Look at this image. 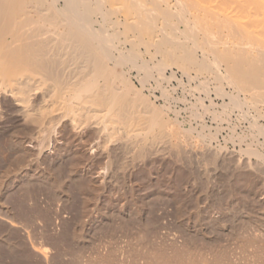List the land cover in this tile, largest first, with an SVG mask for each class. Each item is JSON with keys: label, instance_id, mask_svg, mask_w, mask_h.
Listing matches in <instances>:
<instances>
[{"label": "bare ground", "instance_id": "obj_1", "mask_svg": "<svg viewBox=\"0 0 264 264\" xmlns=\"http://www.w3.org/2000/svg\"><path fill=\"white\" fill-rule=\"evenodd\" d=\"M140 50H144L150 57L149 61L142 57L145 54L138 56ZM127 68L137 70V77L144 72V78L140 77L137 81L141 83V88L133 84ZM154 73L157 74L154 81L161 90L163 81L170 83L173 79H178L179 73L186 77L187 84L203 78V83L199 82L200 87L195 88L199 91L203 85L206 93L203 90L199 92L206 96L211 94L209 86L212 84L215 98L220 99L221 103L215 102L212 97L211 101L197 97L196 103L192 105L193 110L202 106L204 114L212 117L211 124L205 122L204 114L200 112L192 111L189 120L182 119L181 110H172L166 104L158 105L150 96L145 95V82ZM179 81L180 77L178 83L181 85L182 80ZM169 91H163L164 98V92ZM205 101H210V104L206 106ZM186 109L184 111H188ZM230 110L242 112L240 122L243 121L245 127H242L241 132V123L230 121V115H227ZM6 111H11L16 116L28 135L21 136V129V134L14 131L15 134L11 136L10 147L14 161L18 164L15 166L17 172L12 180H8L9 171L7 175L4 173L1 176L2 195L13 185L45 181L55 192L66 197L61 200L67 199L70 202L69 192L72 190L69 191L68 186L76 176L85 179L88 182L86 185H93L94 188L98 185L104 191L110 188L107 191L111 192L113 186L123 181L125 185L122 188L127 187L129 192H136L133 190L136 187H133L135 181H132V174L139 166L153 159L170 162L173 166H181L191 172L192 175L188 179L186 177L187 181L183 182L181 179L182 187L175 190L176 193L169 190L171 185L166 186L168 180L162 186V175L158 176L162 185L151 195H156L168 205L163 215L173 212L172 219H175V223L172 224H175L176 230H180H174L177 234L174 231L169 233L170 229L169 232L167 229L161 234L158 232L159 237H155V240L152 239L154 236L149 238V230H146L147 235L144 234L148 238H143L155 240L156 243L151 240L144 243L143 240L142 244L145 245L138 243L139 248L136 245L133 248L134 244L131 248L129 244L130 248L120 246V250L115 249L118 246L116 244L114 249L110 245H106L108 248L105 246V249H100L99 246L96 261L91 260L89 263L264 264V245L257 242L264 241V213L259 211V219H253V238L258 240H252L247 249L228 251L225 257L220 252L221 249L218 251L216 248L215 243L220 237L215 235L216 231L226 232L230 227L238 225L235 222L242 221L243 215L234 204L237 202L235 193L240 189L234 193L228 188L230 191L223 202L220 194H216V197L215 194L213 197L211 195L213 178L219 170L236 173L248 171L264 178V0H0V112L4 114ZM233 115L235 116L234 113ZM224 116L230 119H225ZM240 116L237 117L240 119ZM35 140L39 141L35 142L38 145L34 143ZM69 140L76 142V146L70 145ZM32 148H37V154L41 158L45 156L42 160L37 155L39 159L35 165H31ZM68 154L74 156V162H81L79 159L82 157L101 164L100 167L97 166V174L93 175L89 168H79L78 165L79 169L72 168V165H76L70 159L69 171L64 175V171L58 169L60 165L58 164V168L55 165L62 163ZM209 166L213 167L212 171ZM126 170L130 174L121 177L122 171ZM201 181H205L202 182L205 186L204 193L198 190ZM83 184L80 183L77 188L83 199L82 208L78 207L82 209L80 217L86 219L85 216L90 214V195L86 193L88 188ZM98 186L97 189L100 188ZM134 192L129 193L133 198L130 204L125 201L117 206L104 204L101 209H90L92 216L89 215V224L83 223L86 220L75 223L76 228L74 232L71 231L72 244L82 245L85 250V246L91 242L93 229L99 228L102 222L112 221L117 217L128 223L131 220L146 222L148 209L140 205ZM202 193L209 200L207 212H203L204 207L200 206ZM148 195L145 198H149ZM254 197L257 204L262 203L264 206L261 193L256 192ZM191 201H194L193 205L190 204ZM2 204L1 207L4 206ZM89 216L87 215V219ZM53 222L55 226V221ZM108 223L111 225V222ZM146 224L147 229L150 228L151 224ZM46 230L47 228L44 229ZM44 231L43 235L46 234ZM47 232H50L46 234L50 238L51 231ZM250 236H253L252 233ZM199 240L209 244L208 250L202 251V247L200 250L194 249L193 245L196 242L198 244ZM45 241H29L37 262L54 260V249ZM9 242L12 247L7 243L6 246L17 250L20 248L17 242Z\"/></svg>", "mask_w": 264, "mask_h": 264}, {"label": "rangeland", "instance_id": "obj_2", "mask_svg": "<svg viewBox=\"0 0 264 264\" xmlns=\"http://www.w3.org/2000/svg\"><path fill=\"white\" fill-rule=\"evenodd\" d=\"M144 50H140L139 51V55L138 56H142L143 54H145L144 52H143ZM143 58H145L144 60H146V61H149L150 60V57L149 56H147L146 54L144 55V56H142ZM128 70V71H127ZM126 71L127 72H129L130 73V76H131V80H132V82H133V84H136V86L137 87H139V88H141V83L140 82H137V81H139V78L141 77V78H144V72H142V74H141V76L140 77H137L138 76V74H137V70H135V69H130V68H127L126 69ZM179 76H178V79H176V80H172L170 83H168V81H163V84L159 81V83L160 84H162L161 85V87H163L162 88V90L164 91V90H166V91H169V92H164L165 93V95H166V97L164 98L163 97V91L161 90V88H158V83L156 82V81H154V80H156V78H157V74H155L154 73V75H153V77H151V79H149L148 81H146L145 82V86H144V88H143V92H144V94L145 95H148V96H150V98H151V100L152 101H155L158 105H164V104H166V106L167 107H169L170 109H172V110H177V111H180L181 112V118L183 119H186V120H189V118L191 117L190 115H192V111H193V113H196V112H200V113H202V114H204V109H203V107L202 106H197V107H195L194 108V110L192 109L193 107H192V105L194 104V103H196L195 101H197V97H199V98H206V99H203V100H210L211 101V97L215 100V102H217V103H221V100L220 99H216L217 97L215 96V93H214V86H212V84L209 86L210 87V90L211 91H213V92H209V93H211L210 95H208V96H206V95H204L203 93H206V91L204 92V90L205 89H203L202 87H203V85H202V87H201V89L199 88V91H202L203 90V93H201V92H199L196 88H198V86H199V82L200 83H203V82H201V81H204V79L203 78H200V80H197V81H194V83H190L191 84V88H190V84H187L188 83V81H187V79H186V77H184L183 75H182V73H179L178 74ZM193 75L195 76V73H193ZM136 77V78H135ZM179 77H180V83H181V85L178 83V80H179ZM181 77H182V79H181ZM138 78V79H137ZM154 78V79H153ZM196 82V83H195ZM139 83V84H138ZM173 83V84H172ZM178 83V84H177ZM167 84H169L168 86H167ZM183 84V85H182ZM185 84V85H184ZM147 85V86H146ZM157 86V87H156ZM166 87V88H165ZM196 87V88H195ZM200 87V86H199ZM174 88V89H173ZM177 88V89H176ZM158 89V90H157ZM174 91H173V90ZM186 89V90H185ZM195 91V92H194ZM192 93V94H191ZM200 94H201V96H200ZM194 95H196V96H194ZM154 96V97H153ZM186 96V97H185ZM206 96V97H205ZM174 97V98H173ZM216 97V98H215ZM184 98H186V100L184 99ZM196 98V99H195ZM198 98V99H199ZM175 99V100H174ZM181 101H180V100ZM182 99H184L183 101H184V103H183V101H182ZM195 99V100H194ZM202 99H200V100H202ZM187 101H189L188 102V104L186 105V102ZM210 101H205L204 102V104L206 105V106H208L209 104H210ZM190 104H191V106H190ZM208 104V105H207ZM170 105V106H169ZM185 105V106H184ZM188 106V107H187ZM173 107V108H172ZM174 107H175V109H174ZM186 107L188 108V109H186ZM177 108V109H176ZM186 110H188V111H184L185 109ZM196 109V110H195ZM171 110V115L173 116V111ZM231 111V110H230ZM240 110H234L233 112L231 111V112H229V114H227L229 117H226V116H224L223 118H225V119H230V121H232L233 123H237L238 122V124L239 123H241V125H240V129H239V132H241V130H242V127L244 126L245 127V124L243 123V121L242 122H240L241 120H242V112L240 113L239 112ZM239 112V113H238ZM232 113V114H231ZM233 113L235 114V116L233 115ZM206 114V113H205ZM204 114V115H205ZM238 114V115H237ZM240 114H241V116H240ZM185 115V116H184ZM203 115V119L205 120V122L208 124V125H210L211 124V122H212V120H211V116H210V114H206L205 116ZM232 115V116H231ZM183 116V117H182ZM240 116V119L238 118V117ZM16 116H14L13 115V113L11 112V111H6V112H4V114L2 113L1 114V112H0V178H1V176L4 174V173H6V175L8 174V171H9V174L7 175V176H9V179L8 180H12V177H14V175H15V173L17 172V169H16V167H17V165L18 164H16L15 162H16V160L14 161V154H13V151L11 150V147H10V144H11V136L12 135H14L15 133H18V134H21V131L19 132V130H21L22 129V134H21V136H27L28 135V133L26 132V131H24L23 130V128L21 127L22 125H20L21 124V122L19 121V120H16L17 118H15ZM237 117V118H236ZM238 119V120H237ZM237 120V121H236ZM195 122V121H194ZM226 125L227 124H225V127H226ZM189 125L187 124V126L186 127H188ZM15 131V133H13ZM24 134V135H23ZM40 139V138H39ZM39 139H37V140H39ZM37 140H35L34 141V143L35 142H37ZM40 141V140H39ZM38 141V142H39ZM71 141H72V143H71ZM37 142V143H38ZM37 143H35V144H37ZM70 145L72 144H75V146H76V142L74 143V141L73 140H69V142H68ZM38 145V144H37ZM29 147L31 148V145H29ZM33 147V146H32ZM261 148V150H262V146H260ZM33 149V148H32ZM264 150V149H263ZM38 153V150H37V148H35V149H33V155H31V161L33 162V164H31V165H35V164H38L37 162H38V159H39V155L37 154ZM37 155L39 156V157H37ZM68 155H69V157H68ZM67 155V160H69L68 162H67V160L65 159L64 161H62V163H57V165H55V166H57V168H58V166H59V170H61V171H64L63 173H64V175H67V173H68V166H70V164H71V161H70V159L71 160H73V164L74 165H76V166H73L72 165V168H74V169H79L80 167H84V168H86V169H88L90 172H92L93 173V175H95L94 173H96L97 171H98V167L97 166H99V165H101V164H97L96 162H94V161H91V160H89V159H87L86 160V158H80L79 160H81V162L79 161V163H78V161L77 162H74V156L73 157H71L70 156V154H68ZM71 157V158H70ZM30 158H29V160H30ZM42 158H45V156L44 157H42ZM41 157H40V159H42ZM35 159H36V161H35ZM83 159V160H82ZM160 159V158H159ZM34 160V161H33ZM43 160V159H42ZM154 160V159H153ZM151 161V160H149L148 161V163H145V165H142V166H139L140 168L138 169L139 170V172H135V173H133L132 174V181L135 183H133V185H135V186H133L134 188L136 187V189H133V190H135L136 192H134L135 194V197H136V199L139 201V203H140V205L141 206H143V207H146L148 210H147V217L145 218L150 224H151V226H153V227H151L150 226V228H148L147 229V227L144 225V224H146V222H144V221H139V220H137V221H135V220H131L129 223L128 222H126V220H124V219H122V218H120V217H117L116 219L114 218L112 221H105V222H107L106 224H104L103 225V223H105V222H102V226L101 225H99V228L98 227H96V228H94L93 229V231L91 232V242H90V244H88L87 246H85V250L86 249H88L87 251H88V253H87V251H85L84 250V246H82L81 245V247L80 246H75V245H73L72 244V238L71 237H73L72 236V233L74 232V229L76 228V226H75V223L77 222V224L79 223V222H83L84 220H86L85 222H83V223H87V224H89L91 221H90V217L92 216V214H91V210L93 211L94 209H96V208H99V209H101L102 208V206L105 204V205H114V206H117V205H120L121 203L123 204L125 201H126V203H128V204H130L129 202H131L132 200H133V198H132V191L131 192H129L130 191V189L128 188V190L126 189L127 187H124V188H122L123 187V185H125L124 183H123V181L121 182H119V184H117V185H115V186H113V188L111 189L112 191L111 192H108V191H110V188H109V190L107 191V190H103V188H101L100 186H98V187H100L101 189H102V191H101V189L100 188H98L97 189V186H95V188H94V186L92 187L90 184L89 185H86V183L88 184V182L85 180V179H83L82 177H73L74 179H72L71 181L72 182H70V187L68 186V189H69V191L70 190H72V191H68L69 192V194H70V196H71V201L69 202L67 199H65V200H61V199H64V198H66L65 196L63 197V195L61 196L60 195V193H57V191L55 192L54 190H53V187H51V185H49V183H47V182H45V181H35V183L34 182H30V183H22V184H20V185H13L14 187H11L10 189H9V191L7 192V193H5L4 195H2V194H0V203L2 204V205H4V206H2L1 207V204H0V264H92V263H89L91 260H92V262H93V260L94 261H96L95 259L97 258V256H98V252H100V249H105L106 247L108 248V246L110 245L111 246V248L113 247V249H114V247H116V245H118L117 247H118V249H117V247L115 248L116 250H120L121 248H120V246H122V248H125V247H129L130 248V245H131V248H132V245L134 244V247L133 248H135L136 246L139 248V244L142 246L144 243H147L146 241H148V242H150V240H145V238H146V235H147V233H145V232H147L146 230H149L148 231V234H150V235H148L149 236V238L150 237H152V236H154V237H152V239H155V237H159V235H158V232H159V234H161L164 230H166L167 231V229H168V231L167 232H169V229H170V232L169 233H172V231H174V230H176L175 228H176V226H175V224H172V222L173 223H175L173 220H175V219H172V217H174V214H173V212L171 211L170 212V214H162V213H164L165 212V210H166V208L168 207V205L163 201V200H160L156 195H154V196H151V195H153L152 194V192L154 193V191L155 190H157L158 188H159V186H161L162 184V186H165L164 185V183H166V180H168V182H167V185L166 186H168L169 187V185H171L170 187H169V190L170 191H173V192H175V190H178L179 188L181 189V187H182V185H181V183L182 182H180L181 181V179H182V181L184 182V180L185 181H187V179H188V177H190L192 174H191V172L188 170V169H186L185 168V170L183 169V167H181V166H173L172 165V163H170V162H166V161H164V160H158V159H155L154 161ZM160 161V163L158 162V161ZM14 162V163H13ZM64 162H66L65 164H67L68 163V165H65L64 164ZM154 162H155V164H154ZM158 162V163H157ZM31 163V162H30ZM70 163V164H69ZM151 163V164H150ZM157 163V164H156ZM167 163V164H166ZM59 164V165H58ZM62 164V165H61ZM79 166V168H78V166ZM164 165V166H163ZM16 166V167H15ZM63 169H62V168ZM100 167V166H99ZM142 167V168H141ZM147 167V168H146ZM149 167V168H148ZM176 167H178V168H176ZM181 167V168H180ZM18 168H19V166H18ZM174 170H173V169ZM209 168V170H213V167H211V166H209L208 167ZM141 169H142V171H141ZM148 169V170H147ZM165 169H166V172H165ZM68 170V171H67ZM66 171V172H65ZM127 171V170H126ZM124 172V171H122V173H121V177H124V176H126V175H129L130 173L127 171V172ZM148 171H150V172H148ZM174 173H173V172ZM182 173H181V172ZM223 171H225V170H219L218 171V173L215 175V177L213 178V182L215 183V184H217V185H214V183H212V186H211V195H212V197L214 196V194H215V197L218 195V194H220L221 196H222V202L224 201V200H226L227 199V192L228 191H230V190H232L233 192L235 191H238L239 189V191L238 192H240L241 191V189H242V191L241 192H243V193H235V201H237V202H235L234 204H235V206L237 207V208H239V210H240V212L242 213V215H243V219H241L242 221H240V222H235V224H238V225H235V226H233V227H230V229L229 230H226V232L225 231H220V233H217V231H216V235L217 234H219V235H215V237H220L217 241L219 242V245H218V242H216L215 243V245L217 246L216 248L218 249V251H219V248L221 249L220 250V252L222 253V254H224L225 255V257H227V253H228V251L230 252H232V249L233 250H237V248H240L239 250H241V249H244V248H246L247 249V247H249L250 246V242L252 241V240H254V241H257L258 239L255 237V238H253L255 235L253 234V231L255 230V226H254V222H255V220H253V219H259V211H260V213H264V206L263 205H261L262 203H260V204H257V200L255 199V197H254V195H255V193L256 192H259V193H261V197L260 198H262V200H263V202H264V178H262V177H260V176H258V174L257 173H250V172H248V171H244V172H242V171H239V172H233V171H231V170H228V171H225V172H223ZM144 172H146V173H144ZM156 174H155V173ZM223 172V173H222ZM129 173V174H128ZM137 173V174H136ZM139 173V174H138ZM152 174V175H154V176H152V175H150V174ZM183 173H184V175H183ZM212 173V172H211ZM235 173V174H234ZM244 173H246V174H244ZM97 174V173H96ZM135 174V175H134ZM142 174V175H141ZM172 174V175H171ZM185 174H186V176H185ZM223 174V175H222ZM233 174V175H232ZM237 174V175H236ZM254 174V175H253ZM123 175V176H122ZM150 177H152V178H150ZM156 175H157V177H156ZM160 175H162V178H160L161 176ZM189 175V176H188ZM214 175V174H213ZM217 175H219V176H217ZM228 175V176H227ZM136 176V177H135ZM138 176V177H137ZM145 176V177H144ZM158 176H160V177H158ZM166 178H165V177ZM169 176V177H168ZM221 176V177H220ZM235 176V177H234ZM245 176H246V178H245ZM11 177V178H10ZM128 177V176H127ZM135 177V178H134ZM171 180H169L168 178ZM186 177H187V179H186ZM218 177V178H217ZM227 177V178H226ZM229 177V178H228ZM79 178V179H78ZM81 178V179H80ZM134 178V179H133ZM139 178V179H138ZM143 178L145 179V180H143ZM151 179V180H149V179ZM153 178H157V180L155 181V179H153ZM162 179L161 181H162V184L160 183V179ZM164 178V179H163ZM180 178V179H179ZM221 178V179H220ZM224 180H223V179ZM243 178V179H242ZM263 180H262V179ZM121 179H123V178H121ZM148 179V180H147ZM236 179V180H235ZM74 180V181H73ZM124 180V179H123ZM139 180V181H138ZM142 180V181H141ZM147 180V181H146ZM164 180V181H163ZM176 180V181H175ZM217 180V181H216ZM221 180H222V182H221ZM234 180V181H233ZM238 180V181H237ZM248 180H249V182H248ZM256 180V181H255ZM77 181V182H76ZM83 181V182H82ZM125 181V180H124ZM152 181V182H151ZM228 181V182H227ZM236 181V182H235ZM245 181V182H244ZM41 182V183H40ZM85 182V183H84ZM147 182V183H146ZM178 182V183H177ZM205 182V181H201V185L199 184V186L200 187H198V188H200V189H198L199 190V192L201 191H203V193L205 192L204 191V184L203 183ZM217 182V183H216ZM219 182V183H218ZM233 182V183H232ZM235 182V183H234ZM244 182V183H243ZM37 183V184H36ZM39 183V184H38ZM45 183V184H44ZM46 183L48 184L47 186H45L46 185ZM80 183L81 184H83V186H85L86 188H88V190L84 187V190L86 189V193H88V195H90V196H88L89 198H88V200H89V206H90V209H88L89 211H90V214H87L88 216L89 215H91V216H89L88 217V219H87V215L85 216L86 217V219H84V218H82V217H80V216H82V214L80 213V212H82V209H80V208H82L81 206H82V201H83V199H82V197H81V194L77 191L78 189V186H80ZM139 183V184H138ZM142 183H144V185H145V187H144V185H142ZM149 183H152V184H149ZM158 183V184H157ZM174 183V184H173ZM180 183V185H178ZM245 183H246V186H245ZM258 183V184H257ZM175 184H177L176 186H175ZM239 184V185H238ZM21 185H23V186H21ZM42 185V186H41ZM76 185V186H75ZM137 185V186H136ZM148 185V186H147ZM222 185V186H221ZM224 185V186H223ZM16 186V187H15ZM139 186V187H138ZM140 186H142V187H140ZM147 186V187H146ZM150 186V187H149ZM178 186H180V187H178ZM216 186H218V188L216 187ZM221 186V187H220ZM227 186V187H226ZM241 187V188H240ZM52 188V189H51ZM73 188V189H72ZM76 188V189H75ZM93 188H94V190H93ZM175 188V189H174ZM204 188V189H203ZM228 188H230V190L228 189ZM235 188V189H234ZM247 188V189H246ZM252 188V189H251ZM116 189V190H115ZM141 191H140V190ZM154 189V190H153ZM251 189V190H250ZM150 190H152V191H150ZM217 190V191H216ZM245 190V191H244ZM250 190V191H249ZM260 190H261V192H260ZM263 190V191H262ZM54 191V192H53ZM77 191V192H76ZM99 191V192H98ZM128 191V192H127ZM179 191H181L182 192V190H179ZM178 191V192H179ZM222 191V192H221ZM252 191L253 192H255V193H252ZM90 192V193H89ZM97 192V193H96ZM115 192V193H114ZM177 192V191H176ZM175 192V193H176ZM200 192V193H201ZM246 192H248V193H246ZM263 192V193H262ZM55 193V194H54ZM79 193V194H78ZM100 193H102V194H104V195H102V194H100ZM109 193H111V194H109ZM129 193H131V194H129ZM139 193V194H138ZM143 193V194H142ZM146 193V194H145ZM151 193V194H150ZM174 193V194H175ZM202 193V199H201V202L202 203H200L201 205V207L203 208V210H205V211H203V212H207L208 210H209V200L206 198V196L204 197V194ZM226 195H225V194ZM250 193V194H249ZM252 193V194H251ZM58 196H57V195ZM78 194V195H77ZM100 194V195H99ZM149 194V195H148ZM217 194V195H216ZM224 194V195H223ZM243 194V195H242ZM247 194V195H246ZM77 195V196H76ZM98 195V196H97ZM138 195V196H137ZM145 195H148L149 196V198H145V197H147V196H145ZM4 196V197H3ZM74 196V197H73ZM93 196V197H92ZM117 196V197H116ZM150 196H151V198H150ZM224 196H225V198H224ZM243 197V198H240V197ZM59 197H61V198H59ZM81 199H80V198ZM98 197V198H97ZM108 197V198H107ZM142 197V198H141ZM245 197V198H244ZM254 197V198H253ZM75 200H74V199ZM78 198V199H77ZM106 200H105V199ZM156 199L155 201H154V199ZM2 199H3V201H2ZM102 199V200H101ZM140 199V200H139ZM224 199V200H223ZM240 199V200H239ZM75 201V202H73V201ZM82 200V201H81ZM104 200H105V202H104ZM110 200V201H109ZM142 200V201H141ZM146 200V201H145ZM2 201V202H1ZM102 201V202H101ZM110 203H112V204H110ZM123 201V202H122ZM151 201H153V202H151ZM159 201V202H158ZM241 201H242V203H241ZM68 202V203H67ZM107 202H108V204H107ZM148 202V203H147ZM248 202V203H247ZM103 203V204H102ZM119 203V204H118ZM193 203H194V201H193ZM193 203H192V201H191V203L190 204H192L193 205ZM225 203V202H224ZM244 203V204H243ZM69 204H71V205H69ZM95 204V205H94ZM97 204H98V206H97ZM151 204V205H150ZM152 204H153V207L155 208V209H153V207H152ZM155 204V205H154ZM264 204V203H263ZM75 205V206H74ZM102 205V206H101ZM244 205V206H243ZM260 205V206H259ZM80 208H79V207ZM92 206H94V207H92ZM248 206H249V208H248ZM254 206H257V207H254ZM261 206H263V208L261 207ZM5 207V208H4ZM92 207V208H91ZM96 207V208H95ZM149 207V208H148ZM152 207V208H151ZM246 207V208H245ZM201 208V209H202ZM254 208V209H253ZM9 209V210H8ZM170 210L172 209V207H170L169 208ZM208 209V210H207ZM256 209V210H255ZM245 210V212H243ZM258 210V211H257ZM151 211H155L154 213L153 212H151ZM158 211V212H157ZM164 211V212H163ZM247 211V212H246ZM252 211V212H251ZM254 211V212H253ZM255 212L257 213V214H255ZM159 215H158V214ZM249 213L251 214V215H249ZM254 213V214H253ZM155 214V215H154ZM13 215V216H12ZM249 215V216H248ZM253 215V216H252ZM256 217H255V216ZM257 215H258V217H257ZM12 216V217H11ZM249 218H248V217ZM59 217H61V218H59ZM63 217V218H62ZM251 218V219H250ZM56 219V220H55ZM61 220V223H60V221L59 220ZM246 219V220H245ZM248 219V220H247ZM17 220V221H16ZM63 220H64V222H63ZM116 220V221H115ZM157 221V223H156V221ZM15 221H16V223H15ZM40 221H41V223L43 224V225H41V223H40ZM53 221H55V224L56 225H58V226H54L53 224H54V222ZM57 221H59V223L57 224L56 222ZM75 221V222H74ZM90 221V222H89ZM140 223H139V222ZM155 221V222H154ZM171 221V222H170ZM257 221V220H256ZM63 222V223H62ZM89 222V223H88ZM108 222H111V225H110V223H108ZM142 222H144V224L142 223ZM147 222V224H149ZM40 223V224H39ZM53 223V224H52ZM118 223V224H117ZM137 223V225H135ZM154 223V224H153ZM241 223V224H240ZM248 223V224H247ZM45 224V225H44ZM51 224V225H50ZM61 224V226L59 227V225ZM113 224V225H112ZM130 224V225H129ZM146 224V225H147ZM153 224V225H152ZM161 224V225H160ZM232 225H234L233 223H231ZM242 225L241 226V228H240V225ZM243 224H244V226H243ZM253 224V225H252ZM53 225V226H52ZM128 225V226H127ZM145 227H144V226ZM168 225V226H167ZM174 225V226H173ZM231 225V226H232ZM245 225H247V226H245ZM41 226V227H40ZM75 226V227H74ZM108 226V227H107ZM113 227V229L111 228V227ZM132 226V227H131ZM141 226V227H140ZM159 226H161V227H159ZM173 226V227H172ZM45 227V228H44ZM57 227V228H56ZM101 227V228H100ZM110 227V229L108 230V228ZM115 227V228H114ZM155 227V228H154ZM159 227V228H158ZM172 229H171V228ZM175 227V228H174ZM250 227V228H249ZM253 227V228H252ZM47 228V230L46 231H44V229H46ZM52 228V229H51ZM117 228V229H116ZM141 228V229H140ZM145 230H143V229ZM153 228V229H152ZM178 228V227H177ZM247 228L248 229H251V231H249V230H247ZM43 229V230H42ZM51 231V234L52 235H54V233H55V235L54 236H52L51 235V239L50 238H48L47 237V235L50 233V232H47V231H49V230ZM53 229H56V230H53ZM102 229V230H101ZM134 229V230H133ZM136 229V230H135ZM155 229H157L156 231H155ZM234 229V230H233ZM246 229V230H245ZM42 230V231H41ZM52 230L54 231V233H52ZM58 230V231H57ZM138 230L140 231V232H138ZM142 230V231H141ZM154 230V231H153ZM178 231H180L179 230V228L177 229ZM176 230V231H177ZM232 230V231H231ZM245 230V231H244ZM43 231L47 234H42L43 233ZM71 231H73V232H71ZM96 231V232H95ZM103 231V232H102ZM236 231V232H235ZM243 231V232H242ZM246 231H247V233H246ZM93 232H95V233H93ZM99 232V233H98ZM137 232V233H136ZM142 232V233H141ZM161 232V233H160ZM165 232V231H164ZM223 232H225V233H223ZM249 232V233H248ZM252 233V235L253 236H250V234ZM71 233V234H70ZM140 233V234H139ZM146 235H145V234ZM154 233H155V235H154ZM173 233H175V231L173 232ZM222 233V234H221ZM234 233V234H233ZM246 233V234H245ZM93 234V235H92ZM97 234V235H96ZM143 234H144V236H143ZM175 234H177V232L175 233ZM180 236H182L181 235V232H179L178 233ZM238 234V235H237ZM249 234V235H248ZM141 235H142V238L143 237H145V238H141ZM240 235V236H239ZM248 237H246V236ZM50 236V235H49ZM98 236V237H97ZM100 236V237H99ZM103 236V237H102ZM115 236V237H114ZM135 236H136V238H135ZM231 236V237H230ZM235 236V237H234ZM250 236V237H249ZM56 237V238H55ZM95 239H94V238ZM2 238H4V239H2ZM45 238V239H44ZM47 238V239H46ZM54 238V239H53ZM99 238V239H98ZM104 238V239H103ZM118 238V239H117ZM139 238V239H138ZM148 238V237H147ZM146 238V239H147ZM240 238V239H239ZM244 238V239H243ZM253 238V239H252ZM35 240V241H38V242H42L43 243V240L47 243V241L50 239L51 240V242H50V240L48 241V245H49V247H51L52 246V249H54L53 251L54 252H52V256L54 257V260L52 259L50 262H46L45 261V263H41V262H37L36 260H35V257H34V253L32 252L33 251V247L31 246V244H30V242H31V240ZM41 239V240H40ZM43 239V240H42ZM70 239H71V242H70ZM134 239V240H133ZM224 239V240H223ZM231 239V240H230ZM247 239H249V240H247ZM5 240H8V242H6ZM9 240L10 241H12L11 243H13L15 240V242H17L20 246H18V247H20V248H18V250L15 248V247H13V248H10V247H12V246H10L8 243H10L9 242ZM14 240V241H13ZM56 240H59V241H57L56 242ZM100 240V241H99ZM108 240V241H107ZM122 240V241H121ZM130 240V241H129ZM145 242H144V241ZM156 240V239H155ZM155 240H151L152 242H154V243H156L155 242ZM221 240V241H220ZM242 240V241H241ZM246 240H247V242H246ZM3 241H5V242H3ZM30 241V242H29ZM94 241V242H93ZM96 241V242H95ZM114 243H113V242ZM123 241H125V242H123ZM132 241V243H129V242H131ZM200 241V240H199ZM198 241V242H199ZM249 241V242H248ZM14 242V243H15ZM44 242V243H45ZM106 242V243H105ZM120 242V243H119ZM128 242V243H127ZM134 242V243H133ZM142 242H144L143 244H142ZM221 242V243H220ZM222 242H225V243H223L222 244ZM257 242H260L261 244H263L264 245V241H257ZM4 243V244H3ZM10 246V247H8V246H6L7 244ZM54 243H56V244H54ZM94 243V244H93ZM97 244V246H96V244ZM124 245H123V244ZM139 243V244H138ZM201 243V244H200ZM234 243V244H233ZM245 243V244H244ZM51 244V245H50ZM54 244V245H53ZM58 244V245H57ZM61 246H60V245ZM64 244V245H63ZM69 244V245H68ZM71 244H72V246H71ZM116 244V245H115ZM120 244V245H119ZM129 246H128V245ZM196 244V245H195ZM193 246L195 247L194 249H198V250H200V249H202V251L204 250H208V248L210 247L209 246V244H207L208 246H206L205 247V245L206 244H204V242H202V241H200L198 244H197V242L195 243ZM203 244H204V246H203ZM220 244H221V246H220ZM238 244V245H237ZM247 244V245H246ZM90 245V246H89ZM93 245V246H92ZM106 245H108V246H106ZM126 245V246H125ZM136 245V246H135ZM145 245V244H144ZM197 245H198V247H197ZM201 245V246H200ZM53 246H55V247H53ZM65 246H67V247H65ZM70 246V247H69ZM74 246H75V248H74ZM93 248H92V247ZM95 246V247H94ZM99 246H100V249L98 250V248H99ZM106 246V247H105ZM109 246V247H110ZM124 246V247H123ZM140 246V247H141ZM219 246V247H218ZM222 246H225V247H222ZM227 246V247H226ZM229 246H230V248H229ZM240 246V247H239ZM244 246V247H243ZM57 247H59L58 249H57ZM62 247H64V248H62ZM69 247V248H68ZM89 247V248H88ZM101 247H103V248H101ZM202 247V248H201ZM8 248V249H7ZM15 248V249H14ZM72 248H74L73 250H72ZM77 248V249H76ZM96 248V249H95ZM215 248V247H214ZM10 249V250H9ZM12 249V250H11ZM69 249V250H68ZM92 249V250H91ZM216 249V250H217ZM225 249V250H224ZM226 249H228L227 251H226ZM231 249V250H230ZM9 250V251H8ZM224 250V251H223ZM14 251H16V252H14ZM55 251H57V252H55ZM95 251H97V253H94ZM94 253V255H92V253ZM15 253V254H14ZM55 253V254H54ZM65 254V255H64ZM91 254V255H90ZM97 254V255H96ZM18 255V256H17ZM57 255H58V257H57ZM61 255V256H60ZM229 255V254H228ZM63 256H65V258L63 257ZM93 258H92V257ZM95 256H96V258H95ZM13 257H16V258H13ZM21 257V258H20ZM57 257V258H56ZM61 257V258H60ZM225 257H224V259H225ZM84 258V259H83ZM15 259V260H14ZM70 259V260H69ZM89 259V260H88ZM56 260V261H55ZM54 261V262H53ZM82 261V262H81ZM81 262V263H80ZM94 264H98V263H94ZM99 264H101V263H99ZM223 264V263H222ZM225 264V263H224Z\"/></svg>", "mask_w": 264, "mask_h": 264}]
</instances>
